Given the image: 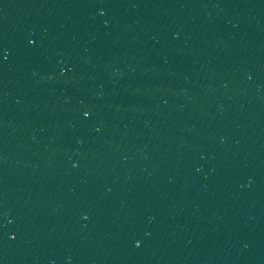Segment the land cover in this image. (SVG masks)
Instances as JSON below:
<instances>
[{"label":"water","instance_id":"1","mask_svg":"<svg viewBox=\"0 0 264 264\" xmlns=\"http://www.w3.org/2000/svg\"><path fill=\"white\" fill-rule=\"evenodd\" d=\"M0 264H264V0H0Z\"/></svg>","mask_w":264,"mask_h":264}]
</instances>
